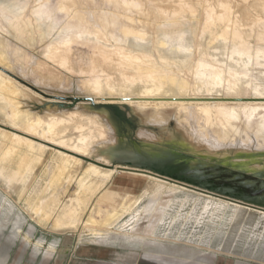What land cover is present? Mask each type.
I'll list each match as a JSON object with an SVG mask.
<instances>
[{"label":"rangeland","instance_id":"obj_1","mask_svg":"<svg viewBox=\"0 0 264 264\" xmlns=\"http://www.w3.org/2000/svg\"><path fill=\"white\" fill-rule=\"evenodd\" d=\"M5 1L0 0V3H7V5L29 3L26 11L28 15H32L33 20L32 9L40 0ZM49 1L55 3L58 0ZM115 1L113 3V0H98V2L97 0H75L76 6L82 9V14L86 13L85 16L93 24L96 22L97 25L103 24L101 23L103 18L98 17L99 13L104 15L109 11L107 15L103 16L108 17L112 16L111 11H117V15H113L117 18L119 17L118 13L123 14L116 23L117 25L123 20L122 25L119 24L121 26L117 25L113 28L115 33L120 32V35L122 33L137 34L144 28L143 31L146 32L138 34L142 33L140 36L146 38L142 43H149L151 46L163 32L170 31L176 35L179 29L184 30L180 36L186 34L185 38L187 37L186 39L195 45L201 42L207 51L215 45L221 47V52L224 51L226 43L222 39H217L216 35L221 31L225 32V30L232 29V32L236 30V33H240L239 35L243 33L244 36L247 35V39L254 43L264 41V32H262L264 31V0H184L189 4L181 2V0H138V3L142 1V5L139 7L143 6V8L137 10L136 7L139 4L132 3L130 5L134 7V9L131 8L132 11L126 7L128 5L121 4V0H117L120 4ZM178 1L182 5L177 3ZM222 1L230 3L225 5L235 26L232 25L230 30L224 28L231 25V16L227 21L223 20L222 23L219 20L225 14L228 18V14L224 13L226 12L225 7L222 9L219 5ZM134 4L138 5L135 7ZM113 5L115 8V5L119 8L115 10ZM120 5L124 6L120 7ZM121 8L123 11L120 10ZM180 8L181 10H179ZM221 10L224 12L221 13ZM128 11L131 14L127 13ZM216 11H220V13L217 14ZM172 13L174 15L178 13L179 19L176 18V20V16H173ZM206 13L207 16H214L216 19L205 16ZM125 14L132 18L128 21ZM170 15L174 18H171ZM218 15L219 17H217ZM123 17H126V25ZM113 18L116 19V17ZM131 19H134L135 22L131 23ZM173 19H175V23ZM217 19L220 22L216 21ZM168 20L172 21L171 25ZM137 22L143 23L138 24ZM176 22L181 24L176 26ZM228 22L230 25H227ZM23 23L20 27L21 30H17V32L7 24L5 29H0V31H5V33L0 32V35L3 33L6 39L9 37V41L0 38L4 45H0V53L4 51V56L1 58L3 65H9L12 76L24 84H31L33 90L41 93L44 97L57 98L63 100L64 103L47 102L39 95L23 89L20 90V101L23 100L28 109L34 113H39L38 110L49 109L50 106L52 110H61V107H63L62 109H74L78 106L82 116L76 121L58 127L55 138L65 134L63 143L65 146L62 145L63 147L42 142L40 140L42 131L39 130V139L31 136L28 138L36 140L34 141L36 143L42 142L49 145L48 148L27 151L25 143H16L14 148L12 135L19 134L20 131L12 126L22 129L25 124L22 121L19 122L21 120L19 118L11 119L12 106L7 103V99L4 100L5 98L1 95L2 91H0V98H3L0 99V264H264V209H260L264 208V148H257L255 140L251 144L253 150L247 152L246 148L241 145L239 137H233V140L227 138L223 140L210 127L198 126L199 129L197 126H189V128L178 118L176 111L163 116V114L154 113L152 109H148L149 112L143 114L137 110V107L128 104L94 102L96 93L87 85V81L95 72L100 73L99 71L102 69L108 74L111 73V77L113 75L112 80L115 83V88L117 87V90L105 88L102 94L106 96L118 95V93L119 95H138L145 83L137 80L134 84L126 85L121 71L114 64H102L99 70L91 72L90 60L92 52H94L92 48L100 47L101 50H104V45L83 38H81V42H79L80 38H77L79 41L76 39L75 43H72L69 62L65 66H60L56 61L57 58L54 61L44 55L43 48L49 39L42 38L41 29L36 25L35 19L32 22L34 26H26ZM135 23L137 25H134ZM164 23H168L170 26L164 25ZM131 24L132 27H137L131 28ZM140 24L142 25L140 26ZM174 30L177 32L174 33ZM143 33H146L145 36ZM172 33L170 34L173 36ZM236 33L233 34L236 35ZM233 34L231 33L232 37ZM231 36L227 35L226 37L232 38ZM8 44L12 45L9 47ZM193 50L195 52L196 49ZM156 51L154 50L152 55L160 62H165L160 60L161 56ZM196 54L195 57H198V49ZM24 55L32 58H28V61ZM168 61L163 63L164 69L167 66V72H175V75L186 77L187 82L193 83L194 73L192 72H195V69L192 62L184 65L180 61H177L178 63L173 61V59ZM56 73L60 74V77L55 75ZM128 73L134 74L132 70H128ZM172 73L167 75L174 76ZM121 84L127 86L130 91L128 92V88ZM119 86L123 88L121 89ZM119 88L130 94L122 93ZM185 92L193 97L200 95L202 97L205 93L206 96L210 95L205 89L197 91L191 88ZM213 94L216 93H211V95ZM69 100L72 102L71 104L66 103ZM80 102H85V104L81 106ZM55 103L59 106L58 108L55 107ZM95 111L102 112L100 124L97 121L90 123L83 117L91 115ZM59 115H64V113L59 112ZM83 124L86 126L83 127ZM186 127L189 131L185 129ZM185 130L191 131V134ZM197 130L203 133L195 132ZM197 133L200 138L195 135ZM80 134H85L86 141L89 139L88 142H92L90 148L84 150L85 157L73 154L69 151L70 149H66L78 143ZM188 134L190 136L193 134L197 139ZM215 135L216 137H213ZM209 136H212L213 139L210 140ZM214 138H216L215 140L219 139L220 142L214 141ZM231 141L234 142L232 146ZM222 142L225 144L223 143V145ZM9 148L12 150L6 154ZM25 150L28 155L27 158H23V161L21 158L24 157ZM61 152L80 157L84 162L65 165V162L62 161L64 155ZM100 155H109L110 157L107 165L101 164L102 167L113 169L116 168L115 166L121 165L120 171L106 180L102 177L97 178L93 186L83 188L81 186L82 179L84 181L92 179L90 172L84 171V166H87L89 161L94 162L93 160ZM99 158L101 159V157ZM129 168L153 171L164 178L168 177L167 179L174 181L177 185L182 184V187L185 185V188L191 190H200L230 198L238 201L239 204L228 208L227 203H222L215 215H208L203 223H189L184 234L167 235L169 223L174 216L173 209L177 208L183 200L188 201L182 212L184 219L186 212L194 207L196 201L201 203L197 207L200 210L208 197L168 184L156 185V182L149 177ZM13 175H15L14 179L10 180ZM69 177L70 179H68ZM70 204L75 205L78 209L77 220L71 224L60 225L57 218ZM124 205L128 207V210L123 208ZM143 209L145 210L143 219L133 230H130L134 214ZM168 209H171L170 214L164 221L163 212ZM109 210L118 211L121 217L106 224L105 219ZM236 212L235 217L229 216ZM144 225H148V227L142 228ZM171 228L173 233L177 234L180 226Z\"/></svg>","mask_w":264,"mask_h":264},{"label":"bare ground","instance_id":"obj_2","mask_svg":"<svg viewBox=\"0 0 264 264\" xmlns=\"http://www.w3.org/2000/svg\"><path fill=\"white\" fill-rule=\"evenodd\" d=\"M182 1H184V0H181V2ZM97 2H98V0H97ZM116 2H117V0L115 1V3ZM120 2H121V4L128 5L126 7H129V9H130L129 11H132L131 8L134 9V7H132L130 5L132 3H136V2L138 3V0H121ZM139 2H140V3H138L139 5L134 4V6L136 7V5H138L137 7H139L140 5H142L141 4L142 1H139ZM181 2L178 1L177 3H180L182 5ZM76 3L77 2H75V0H58L55 3H51L49 0H40L37 3V5L32 9L33 18L35 19L36 25L38 26V28L41 29L42 38L43 39H49V41L46 40L47 43L43 48L44 55H46L50 59H54V61L57 58L58 60L56 59V61H58V65L65 66V65H67V63L69 62V59H70L69 54L71 53V50H72V43H75V40L77 38H80V41L78 39L77 40L79 42H81V38H83V39H86L88 41H93V43L96 42L100 45L102 44V46L104 45V47H103L104 50H101L100 47H97V49L91 47L92 50H94V52H92V57L90 60L91 68H92L91 72H95V71L99 70L100 69L99 67L102 64H114V65H117L116 67H118V70L121 71L120 73H122V78L124 79V82H126V85L128 83L134 84L135 81H137V80L143 81V83H145V85L141 84L144 88L141 87L143 89L140 91V93L138 92L139 93L138 95L137 94L136 95H126V94H120L119 95V93H118V95L110 94L109 96H106V95L102 94L103 90L105 88L114 89L115 83L112 80L113 75L111 77L110 76L111 73L108 74L105 70L102 69L101 70L102 72L101 71H99L100 73L95 72V74L92 77H89L88 78L89 80L87 81V85H89L90 88L93 90V92L96 93V96L94 97L95 98L94 102H101L102 101L105 104L106 103L128 104V105H132V106L137 107V110L141 111L143 114L146 112H149L148 109H152L154 113L163 114V116L167 115L173 111L174 112L176 111L178 118L186 124L185 126H188V127L189 126L190 127L191 126L192 127L197 126V128H199L198 126L207 127V128L210 127V129L213 132H215L220 138H223V140L224 139L226 140V138L228 140H233V137H239L241 140V145L246 148L247 152H251L253 150L251 144L253 142H255V140L257 143V148H259V149L264 148V41H260V42L258 41V42L254 43L250 39H247L246 34H245L246 36L243 35L242 30H241L242 32L241 31H238V32H241L244 37L242 35H239L240 33L239 34L236 33V30H234L235 32H232L231 31L232 29L230 30V27H232V25H233V22H232L233 19H232V16L227 13V11H229L226 9L227 6L225 7V5H228L230 3L222 1L219 4L222 9L225 7V10H226V12L221 10V13L224 12V13L228 14V18H227L226 14H225V16H223L224 14L220 15V16H223L222 18H219L221 23L223 20L227 21V19H229V16H231V21H230L231 25L228 22L227 25H230V26H228L226 28L223 27L224 29L229 28L230 31L225 30V32L229 33V34H226L225 32L219 31L220 33H218L216 35L217 39H222L226 43L224 45V48H223L224 51H222L223 53L220 51L221 47H216V45H215V47L212 46L211 48H209L208 51L204 48V45L201 44V42L198 45L197 44L195 45V43L187 40L186 39L187 37L185 38L186 34L183 35L185 39L182 38L183 36H180V35L182 32H184L183 29H181V30L179 29L178 32L176 31L177 29L174 30V33L177 32L176 35H174L170 31L169 32L168 31L163 32L161 34V36H159L157 38L155 44H153L152 46L149 43H142V41H145L146 38L140 36L142 33L141 34H138V33L146 32L145 30L143 31L144 28L143 29L141 28L142 30H140V31L137 30V31H139L137 33L138 35L132 34V33L127 34L129 36H127L125 33H124L125 35L123 33H122V35H120L119 34L120 32H118V34H119L118 35L115 33L113 28H115L117 25L121 24V22L123 20H121V22H120V20H118V22H120V23H118L116 25L117 19L120 16L122 18L123 14L120 15L118 13L119 17L117 18V16H113L114 14L117 15V13H116L117 11H113L114 13L111 11L112 16L109 15L108 16L109 18H108L107 16L106 17H103V16L107 15L109 11L107 12V14H104V15H100V13H99L98 17L101 16L103 18L102 20L99 18L102 21L101 23H103V24L97 25L96 20H95L96 24H93V22H91V20L89 21L88 20L89 18H87L85 16L86 13L82 14V9H80V7L76 6L77 5ZM113 3H114V0H113ZM117 3L120 4L119 2H117ZM184 3H186V1H184ZM27 4H29V3H26L25 5H23V4L20 5V3L19 4L15 3L14 5L10 4L11 5L10 6V5H7V3L4 4L1 2L0 3V29L1 30L5 29L6 24H7L9 27L11 26L17 32V30L18 31L21 30L20 27H22L23 22H26L25 24L23 23L26 26H29V25L34 26L32 24V22L34 20V19L32 20V15L31 16L28 15L27 14L28 12L26 11ZM95 4H97V3H95ZM82 5H83V2H82ZM84 5H85V2H84ZM115 6H116V8L114 7V5H113V8H115V10H117L119 7L117 8V5H115ZM122 6H124V5H122ZM122 6L120 5V7H122ZM99 7H101V6H99ZM137 7H136L137 10L143 8V6H141L139 8H137ZM123 8H121L120 10H122ZM136 9H135V13H136ZM179 10H181V8ZM129 11L127 13H130ZM143 11H145V9H143ZM162 11L164 12V10H162ZM212 11L214 12L213 9H212ZM231 11L232 10L230 9V12ZM25 12H26V14H25ZM124 12H125V10H124ZM176 12H178V11H176ZM208 12H209V9H208ZM103 13H105V12H103ZM210 13H211V11H210ZM215 13L218 14V13H220V11H218V12L216 11ZM132 14H133V12H132ZM172 14H173V16H176L175 19L179 17L178 13H177L178 17H177V14L176 15H174V13H172ZM125 15L127 17V18L126 17L125 18L128 21L130 18H132V17L129 18L130 15L129 16H127V14H125ZM24 16H26V17H24ZM205 16H207V13ZM94 17H95V15H94ZM113 17H116V19ZM139 17H136V18H139ZM207 17H210V15ZM207 17H206V19H207ZM211 17L213 18L214 16H211ZM217 17H219V15ZM225 17H226V19H224ZM111 18H112V20H111ZM125 18L123 17V19H125ZM171 18H174V17L171 16ZM126 19L124 21L125 25L127 24ZM167 19H165L166 22H167ZM175 19H173L174 23H175ZM214 19H216V18L214 17ZM132 21H131V23L135 22V21H133V22ZM139 21H141V20H139ZM216 21H218V19ZM220 21H218V22H220ZM169 22H170L169 24L171 25L172 21H169ZM137 23H135L134 25H137ZM139 23H143V22H139ZM174 23H172V24H174ZM179 23L180 22H176V24H177L176 26H178ZM167 24L164 23V25H167ZM121 25H119V26H121ZM141 25L142 24H140V26ZM224 25H226V24H224ZM130 27L135 28L137 26L132 27V24H131ZM136 29H138V28H136ZM212 29H214V28H212ZM224 29H223V31H224ZM6 30L8 31V29H6ZM0 32L5 33V31H0ZM230 32L232 34L236 33V35L233 34L234 36L232 37ZM262 32H264V31H262ZM3 33H1V35L3 37L0 35L1 36L0 38L6 39V37L3 35ZM170 33H172L173 36ZM178 33H179V35H178ZM23 34H25V33H23ZM145 34H144V36H145ZM5 35H7V34H5ZM16 35H17V37H19L18 34H16ZM227 35L231 36L232 38L226 37ZM237 35H239V36H237ZM20 36L22 38V35H20ZM260 37H261V35H260ZM228 38H229V40H228ZM8 41H9V39H8ZM8 43H10V42H8ZM27 43L30 44L29 41H27ZM93 43L91 42V45H93ZM86 44L89 45L87 42H86ZM0 45L4 46L1 39H0ZM10 45H12V44H10ZM10 45H9V47H10ZM195 46H198V47L196 48ZM194 48L196 50L198 49V51H199L198 57H195L197 54H196V50L194 52V50H193ZM5 50H7V49H5ZM154 50H157L156 52L161 56V57H159L160 60L162 59L165 62H162V61L160 62L154 55H152ZM12 51H14V50H12ZM111 51L114 53H112ZM8 52L11 53V51H8ZM3 53H4V51H2V53H0V91H2L1 95L5 98L4 100L6 101V99H7L8 100L7 103L12 106V108H11L12 113L10 114L12 116L11 119H13V117L19 118V119H21V120H19V122L22 121L25 124V125L23 124L24 126L22 129L16 128V126H12V127H15L14 129L20 131L19 134L17 133V134L12 135V137H13L12 141L14 143L13 147L14 148L16 147V143L17 144L25 143L27 145V148H26L27 151L28 150L35 151L37 149L42 150V149L48 148L49 145L47 146L46 144H44L42 142L52 144L56 147H63L62 145L65 146V144H63L65 142V139H64L65 134L60 136L59 138H55L57 136L56 134L58 133V127L61 125L71 123L72 121H76L77 118H79V117L81 118L82 114L78 110V106L75 105L76 107L74 109L66 108L67 110L62 109L63 107H61V110H59V109L58 110H52V109H50L51 106H50V108L48 106L49 109L46 108L44 110H38L39 113L32 112L26 106L27 104L25 105L23 103V100L20 101L19 95H20V90H22V89L30 91L36 95H39V97H42L47 102L64 103V101L57 99V98L52 99V97L46 98L43 95H41V93H38L37 91L33 90V88L31 87V84H28V85L24 84V83L20 82L16 77L12 76L10 66L6 65L7 66L6 67L2 63L3 60L1 58L4 56ZM13 54H15V53H13ZM28 54L30 55V53H28ZM8 55H10V54H8ZM24 56L27 59L32 58L29 56L26 57V55H24ZM71 57L74 58L73 56H71ZM116 57H118V58H116ZM48 58H46V59H48ZM169 59H171V60L173 59V61H176V62L180 61L184 65H186L188 62H192L194 69H195V72H192V73H194L193 74V78H194L193 83H189L190 81L187 82L188 80L186 77L184 78V77H180L178 75H175V72H173L174 73L173 74L170 71L172 73V75H174V76L167 75V74H171V73L169 71L167 72V70H166L167 66L165 67V69L163 68V63L169 62L168 61ZM19 60H20V58H19ZM25 61H26V59H25ZM28 61H29V59H28ZM26 66H28V65H26ZM103 67H105V66H103ZM35 69H36V67H35ZM167 69H169V68H167ZM194 69L192 68V71ZM128 70H132L134 72V74L130 75V73H128ZM26 71H27V69H26ZM46 71H48V69H46ZM43 72H45V71H43ZM129 72H131V71H129ZM90 73H88V74H90ZM55 75H57V73ZM59 75H57V76H59ZM165 75H166V77H165ZM59 77H57V78L60 79ZM55 79H56V77H55ZM44 80H45V78H44ZM124 84H121V85H123V87H124L125 86ZM116 85H118V84H116ZM120 88H119V91L122 89V88L121 89ZM125 88H128V87L125 86ZM191 88L196 89L197 91L205 89V90H207V93L210 95L206 96L205 95L206 93H205V94H203L204 96L202 95V97H200L201 95L199 97L190 96V95L186 94L185 91L187 89H191ZM115 89L117 90V87ZM127 91L128 92L130 91L129 88ZM112 92H113V90H112ZM121 92L123 93V92H125V90L124 91L121 90ZM128 92H125V93H128ZM214 92L216 94L211 95V93H214ZM128 94H130V93H128ZM56 97H63V96H56ZM82 97H84V96H82ZM0 99H3V98H0ZM65 100H67V99L65 98ZM5 101H3V102H5ZM89 101L91 102V100H89ZM66 103L71 104L72 102L69 100ZM79 104H81V106H82V104H85V102H80ZM56 106L57 105L55 103V107ZM170 106L172 107L171 109L168 108ZM58 107L59 106H57V108ZM29 108H31V107L29 106ZM59 112L64 113V115H59ZM83 115H84V113H83ZM83 117L86 118L85 119L86 121H90V123H92L93 121H97V123L100 124L102 112L101 111H95L91 115H88L86 117L83 116ZM13 123H15V122H13ZM87 123H89V122H87ZM76 125H77V123H76ZM92 125H94V124H92ZM85 126L86 125L83 124V127H85ZM81 127H82V125H81ZM81 127H79V128H81ZM76 129H78V128H76ZM101 129H103V128H101ZM185 129H187V127ZM39 130L42 131V133L40 132L41 133L40 135H42V137L39 135ZM187 130L189 131V129H187ZM102 131H104V130H102ZM188 131H186V132H188ZM198 131L199 130H197L195 132H198ZM190 132H188V133H190ZM199 132L201 134L203 133L201 131H199ZM14 133H16V132H14ZM104 133H105V131H104ZM192 133L194 134V132H192ZM190 134H188V135L190 136ZM193 134L190 137L194 138L195 136H193ZM198 134L199 133H197L195 135H198ZM26 135H27V137H26ZM102 135H104V134H102ZM29 136L38 137V139L40 136V140L42 142L36 143V142H34L36 140L33 141L32 139L28 138ZM202 136H204V135H202ZM85 137H87V136H85V134H80V136L78 137V143L74 144L72 146L73 148L72 147L70 148L69 146H67L69 148H66V149H68V150L70 149L69 151H71L73 154L85 157L86 154H85L84 150L89 149L90 145L92 143L90 141L88 142L89 139L86 141ZM88 137H89V135H88ZM197 137L200 138L199 135ZM213 137H216V135ZM110 138L111 137L109 136V139ZM209 138L211 140L212 136L211 137L209 136ZM195 139H197V138L195 137ZM215 139L216 138H214V141H219V139H217V140H215ZM67 140H69V139H67ZM107 140H108V136H107ZM109 141L112 142V140H109ZM198 143L199 142H197V144ZM208 143H209V141H208ZM223 143L225 144V142H222V144ZM227 143H229V142H227ZM230 144L232 146V145H234V142L231 141ZM201 145H202V143H201ZM204 145H207V144H204ZM10 150H12V148H9L6 152V154ZM27 151L24 152L25 155H24V157L21 158L23 161H24L23 158H27L26 157L28 155ZM241 151H243V150H241ZM62 154L64 155L62 158L63 159L62 161H63V163L65 162V165L66 164L70 165V163L73 164V162L76 164H82L84 162L83 159H81L80 157H77L73 154L72 155L69 153L68 154L62 153ZM99 157H101V159ZM99 157L94 159L93 160L94 162H91V161L87 162L86 161L88 164H87V166H84L83 169L86 172H90V176H92V179L89 181H84V179H82L81 182H83V184L81 186L83 188H89V187L93 186V184H95V182L97 181V178L102 177L104 180H106L107 178H111L114 173L120 171L119 167H121V165L115 166L116 168H113V169L112 168L106 169V168L101 166V164L107 165V163L109 162V158H110L109 155H100ZM21 163H20V166H21ZM97 163H99V164H97ZM22 165H23V163H22ZM65 165H63V166L65 167ZM127 167H129V166H127ZM127 167H124V168H127ZM59 168H61V166H59ZM65 168H67V167H65ZM65 168H63V169H65ZM129 169H132V171L133 170L138 171L141 175L149 177L150 179H152L153 181L156 182V185L162 186L164 184H168V185L175 186L177 188L178 187L182 188L184 190H191V189L185 188V185H184V187H182V184H180L181 186L177 185L174 183V181H170L169 179H167L168 177L164 178V177L154 173L153 171L138 170L139 168L138 169L129 168ZM16 174H18V173L16 172ZM14 176L15 175H13L10 178V180L14 179L13 178ZM68 179H70V177ZM93 189H95V188H93ZM191 191L206 195L208 197V199L206 200L205 203L202 204V206L200 207L201 208L200 210H198L197 207L201 203L196 201L194 207H192L190 211L186 212V216L184 219L182 218L183 217L182 212L184 211L188 201L183 200L177 206V208L173 209L174 216L169 223V228H168V231L166 232L167 235H169V234L181 235V234L185 233V230L187 229V226L189 223H195V222L198 224L203 223L204 222L203 220L206 217H208V215H210V216L215 215V212L218 210V207L220 205H222V203H227L228 208H231V206L239 204L238 201L230 199V198H224V197L217 196V195L207 193V192H203L200 190L196 191L193 189ZM52 205H54V204H52ZM123 208H126L128 210V207L125 205L123 206ZM49 209H51V208H49ZM170 210L171 209H168V210H165L163 212V214H164L163 220L164 221H165L166 216L170 214ZM51 211H52V209H51ZM144 211H145L144 209L138 210V212L136 214H134L133 222L130 224V226H131L130 230H133L139 224L138 222L143 219ZM49 212H50V210H49ZM77 214H78V209H77V207H75V205L74 206H72L71 204L67 205L64 208V210L62 211V213L58 216L57 222L60 225L67 224V223L68 224L74 223L77 220L76 219ZM236 215H237V212L232 214V215L230 214L229 216L235 217ZM106 216L107 217L105 219V223L110 224L112 221H116V220L120 219L121 214H119V212L116 210H113V211L109 210L108 214ZM147 222H149V221H147ZM179 226H180V228H179L178 233L177 234L173 233V231L171 230L172 229L171 227L178 228ZM147 227H148V225L142 226V228H147Z\"/></svg>","mask_w":264,"mask_h":264},{"label":"water","instance_id":"obj_3","mask_svg":"<svg viewBox=\"0 0 264 264\" xmlns=\"http://www.w3.org/2000/svg\"><path fill=\"white\" fill-rule=\"evenodd\" d=\"M260 209H264V208H260Z\"/></svg>","mask_w":264,"mask_h":264},{"label":"crops","instance_id":"obj_4","mask_svg":"<svg viewBox=\"0 0 264 264\" xmlns=\"http://www.w3.org/2000/svg\"><path fill=\"white\" fill-rule=\"evenodd\" d=\"M86 259H88V258H86ZM69 264V263H68Z\"/></svg>","mask_w":264,"mask_h":264}]
</instances>
